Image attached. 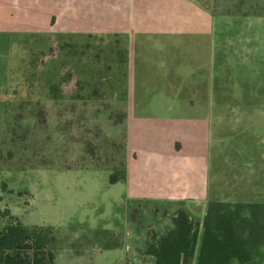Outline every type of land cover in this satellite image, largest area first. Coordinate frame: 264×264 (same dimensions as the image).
Returning a JSON list of instances; mask_svg holds the SVG:
<instances>
[{
	"label": "rangeland",
	"instance_id": "374dc122",
	"mask_svg": "<svg viewBox=\"0 0 264 264\" xmlns=\"http://www.w3.org/2000/svg\"><path fill=\"white\" fill-rule=\"evenodd\" d=\"M22 1L0 0V225L9 214L52 229L57 264H141L132 258L143 255L149 194L170 187L190 201L264 204V117L240 115L248 86L236 36L213 60L151 49L166 44L160 38L139 40L148 47L131 59L128 37L65 33L67 23L45 20L64 15L62 2L25 0L33 21L20 16L30 9ZM188 1L215 17L264 15V0ZM239 24L215 29L236 35ZM209 84L234 98L230 124L197 148L191 101ZM125 161L126 182L110 185ZM252 257L240 243L227 264H260L264 249Z\"/></svg>",
	"mask_w": 264,
	"mask_h": 264
},
{
	"label": "crops",
	"instance_id": "0c3cea01",
	"mask_svg": "<svg viewBox=\"0 0 264 264\" xmlns=\"http://www.w3.org/2000/svg\"><path fill=\"white\" fill-rule=\"evenodd\" d=\"M24 1L18 4L26 5L30 9L25 13L22 11L20 16L29 20L33 17L34 21L37 16H35L36 7L32 1H30L32 6L29 5L30 2ZM47 1L53 3V0ZM58 1L64 5V15L60 18L61 14L51 12L45 18L46 21L55 17L57 18L56 23L61 21L67 23L64 32L68 34L101 37L124 35L129 38L131 59L136 51H142L148 47L139 45V40L160 38L164 39L166 44L160 48L151 47V49L167 52L191 51L207 58L212 57L211 60H213L217 48V53L222 55L231 51L235 43L233 38L236 36V45L238 44L239 47L235 51H238L241 60V85L248 86L247 92L237 99L246 104L243 106L241 104L240 115L264 117V15L219 14V17H215L210 10H207L208 8L196 6L188 0ZM217 21L239 22L236 35H233V32L226 27H222L220 33L217 34L215 29ZM57 26L58 24L55 26L56 30H58ZM185 38L187 40L183 41ZM215 40H220L221 45L217 46ZM184 42L186 45H181ZM208 88V93L205 87L195 90L193 101H191L195 109L192 133L194 139L197 137V148H201L199 139L206 137L211 139V135L217 131L224 134L230 124L228 115H231V103L234 98L224 90L218 94L213 93L210 84ZM249 102L251 104H248ZM237 124L240 125V121ZM166 189H169V192H154L146 196L149 198L147 203L153 206L150 210L151 222L141 243L144 246L143 255L136 254L132 260L139 261L141 264H161L163 262L197 264L203 224L211 203L199 198L190 201L186 192L179 193L170 187ZM218 203L234 204L231 202ZM134 236L139 238L141 233L135 230ZM167 239H172L171 245L176 248L165 250L164 242ZM140 241L142 240L138 239L137 243ZM129 248L130 246H127V249Z\"/></svg>",
	"mask_w": 264,
	"mask_h": 264
},
{
	"label": "trees",
	"instance_id": "16d2710c",
	"mask_svg": "<svg viewBox=\"0 0 264 264\" xmlns=\"http://www.w3.org/2000/svg\"><path fill=\"white\" fill-rule=\"evenodd\" d=\"M122 168L110 175V185L126 182V161ZM5 217L9 221L0 225V264H57L52 229L30 228L9 214ZM240 243L254 260L264 249V204L211 203L197 264H227ZM260 264H264V258Z\"/></svg>",
	"mask_w": 264,
	"mask_h": 264
}]
</instances>
